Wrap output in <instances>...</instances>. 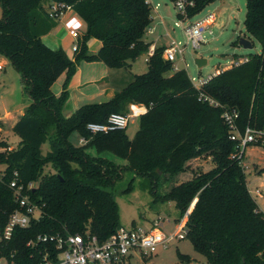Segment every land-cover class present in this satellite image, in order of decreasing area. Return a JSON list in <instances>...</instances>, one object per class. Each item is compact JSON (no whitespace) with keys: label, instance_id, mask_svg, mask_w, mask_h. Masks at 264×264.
I'll list each match as a JSON object with an SVG mask.
<instances>
[{"label":"trees","instance_id":"16d2710c","mask_svg":"<svg viewBox=\"0 0 264 264\" xmlns=\"http://www.w3.org/2000/svg\"><path fill=\"white\" fill-rule=\"evenodd\" d=\"M214 1L196 0L189 17ZM54 2L71 6L86 24L73 58L43 41L58 24L49 15ZM0 6V55L21 74L31 98L12 128L20 138L18 145L11 148L8 141H0V224L6 226L11 213L20 209L9 187L15 171L25 193L42 207L38 219L15 228L0 243V258L8 264H41L46 249L54 251L52 242L38 239L44 234L107 240L121 226L115 188L130 171L146 178L144 187L156 201L174 202L178 221L191 208L186 237L209 264H264V211L249 189L245 167L233 157L238 143L231 140L222 116L225 110L237 111L242 132L247 127L264 129V0H246L244 19L246 31L261 44L260 53L219 70L198 88L185 68L175 69L163 57L164 46H157L146 72L136 74L109 100L83 104L70 116L63 110L70 80L82 61L131 68L147 53L152 44L146 39L154 20L152 5L147 0H0ZM91 38L102 42L97 52L89 50ZM64 73L63 90L56 95L52 85ZM134 102L145 104L148 112L140 117L133 137L127 128L98 133L88 129L89 123H105L113 113H127ZM75 132L85 141L73 143L70 137ZM46 141L50 150L43 154ZM255 145L264 150L263 144ZM201 156L210 157L214 167L159 192V186ZM31 182L34 187L28 189ZM133 182L124 192L133 189ZM179 257L190 260L182 253Z\"/></svg>","mask_w":264,"mask_h":264},{"label":"rangeland","instance_id":"374dc122","mask_svg":"<svg viewBox=\"0 0 264 264\" xmlns=\"http://www.w3.org/2000/svg\"><path fill=\"white\" fill-rule=\"evenodd\" d=\"M149 1L154 6L160 4L157 10H153L154 20L152 26L156 27V31L150 39L158 38L157 43L161 46H168L171 39L181 41L186 45L187 38L183 26L198 20L210 12L216 13V21L212 27L214 34L205 33L206 42L202 44L200 49L195 50L191 45H188L183 55L185 61H182L181 56L178 55L174 62V67L185 68L191 78H196V82L216 74L222 68L232 66L234 62H230L231 56H233L232 59L234 61H237L234 57L235 55H238L236 57L241 59L251 54L260 53L262 50L261 44L250 36L244 26L246 0H216L207 5L205 9L194 17L185 20L183 26L176 25L179 17L173 0ZM1 17L2 8L0 6ZM80 26L78 25L77 28H80ZM241 38L249 39L254 43L253 47L244 48L239 44ZM236 41L237 43H235ZM196 58L207 59V64L203 67H198L195 62ZM132 64L131 68H111L113 72L111 75H107L106 78L110 82L115 80L117 81L115 83H121V86H124L123 84L126 85L128 82L130 83L136 74H142L147 71L146 54L144 53L139 56ZM30 102L31 98L24 90L21 74L14 68L11 62H7L6 67L0 70V114L5 117V120L0 119V141H8L11 148L16 147L20 140L19 136L13 131L11 124L25 111V107ZM139 125L140 118H136L130 122L126 129L130 137L134 136L139 129ZM70 140L75 144H80L79 134L77 132L73 133ZM258 147L254 151H248V155L250 156H247L246 149L243 161L246 165L245 169L250 189L253 191V196L259 207L264 210V181H262V177H258L260 173L264 172V168H261L264 165V150L263 147ZM41 149L42 153L46 154L50 150L49 141H46ZM89 152L94 155L97 154L95 149H90ZM103 155L119 164H126L124 159L111 153ZM213 167L214 163L208 156L191 159L188 162L186 171L176 176L170 182L159 186V192L165 193L173 184L190 178L196 171L210 170ZM132 179L134 180L133 189L129 192H124V189L129 186ZM145 182L146 178L134 175L130 171H125L122 178L118 180L115 193L119 205L121 225L128 228L134 226L150 228L154 220L161 217L170 220V222L164 223V231L166 233L174 232L180 221H178L179 211L175 207L174 202L156 201L150 190L144 187ZM257 189L261 190L263 197L256 195L255 191ZM179 253L188 255L190 260H181ZM130 264H209V262L204 255L195 250L192 241L185 237L181 240L172 241L168 244V247L159 249L156 254L143 260L133 257L130 260Z\"/></svg>","mask_w":264,"mask_h":264},{"label":"built area","instance_id":"2783aa9c","mask_svg":"<svg viewBox=\"0 0 264 264\" xmlns=\"http://www.w3.org/2000/svg\"><path fill=\"white\" fill-rule=\"evenodd\" d=\"M174 6L178 11L179 21L177 26H183L185 20L189 19L188 11L195 6L196 0H173ZM153 10H157L160 4L153 5L147 0ZM72 9L71 6L64 3L54 2L49 7V15L55 19H60L62 15ZM215 21V13L210 12L207 15L199 18L188 25L183 26L184 33L187 38V43L184 45L181 41L171 39L168 46L164 47L163 57L171 62H175L178 55L184 60V52L188 45H191L195 50L201 48L206 42L205 33L214 34L212 29ZM154 32V27L151 25L147 30V35ZM79 31L75 28L70 29V35L76 39L79 36ZM78 49L77 41L73 44V51ZM156 46L151 44L147 53L146 61L154 55ZM247 60V57L237 61L231 59L230 62L239 64ZM187 66V63L185 62ZM4 69V65L0 63V70ZM177 69V67H175ZM217 74V73H216ZM212 75L208 78L200 79L196 82V78H191L194 85L200 88L205 84ZM210 103L219 105L214 100ZM148 112V107L141 103H131L127 113H113L105 123L92 122L88 124V129L92 133L109 132L115 129L127 128L132 120L140 118ZM230 127V138L237 141V151L233 155L244 164V156L247 147L261 143L264 145V129H256L247 127L242 132L237 125L239 113L233 110H225L222 115ZM84 142V139H81ZM18 172L15 171L14 178L9 183V187L13 190L15 199L19 203L20 209L11 213L8 223L2 227L0 224V243L11 237L12 232L17 227H28L32 220L38 219L42 215V207L33 201L30 195L25 193V186L18 183ZM1 178V177H0ZM34 187L31 182L27 185L30 189ZM262 196L261 192L257 193ZM191 208L187 210L183 218L179 221L176 229L172 233L164 231V223L170 222L168 218H157L150 228L134 226L131 228L120 226L107 240L100 242L97 236L81 235V234H44L38 237L43 242H52L54 251L46 249L41 264H127L133 257H138L141 260L153 256L161 248L168 247V244L174 240L184 239L187 235L186 221L190 214ZM0 264H8L6 259L0 258Z\"/></svg>","mask_w":264,"mask_h":264},{"label":"crops","instance_id":"0c3cea01","mask_svg":"<svg viewBox=\"0 0 264 264\" xmlns=\"http://www.w3.org/2000/svg\"><path fill=\"white\" fill-rule=\"evenodd\" d=\"M215 21H216V13H215ZM160 23H162V21H160ZM78 25H81L80 28H77ZM153 27H154V32L148 34L146 36V39L149 42L152 41V43H154L156 47L161 46L158 45L157 43L158 38L150 39V37H153L156 31V27L155 26ZM72 28L77 29L81 34L85 30L86 24L73 9H70L67 10L58 20L57 26L54 27L48 34L43 36V41L53 49L62 48L70 58H73L74 56V52L72 51L73 44L77 41V39L70 35V29ZM88 46L91 52H97L101 48L102 42L96 38H91L88 41ZM230 58L232 59L233 56H231ZM7 62L10 61L7 58L0 55V63L4 65V68L6 67ZM177 69H181V67H177ZM112 72L113 69L109 68L102 61H90V62L82 61L77 66V70L70 80L69 98L63 110L64 115L70 116L83 104L103 102L109 100L115 94L116 91L121 90L129 83L128 82L126 85L123 84L124 86H121L122 84L118 82V84L120 85L119 86L117 83H115L117 82L115 80H112V82H110L106 78V76L111 75ZM65 78H66V74L64 73L52 85V91L56 95H59L62 92ZM23 114L24 111L18 118H16V120H14V122L11 124L12 128ZM0 119L5 120V117L1 116L0 114ZM81 142L82 141L80 139V143ZM257 148L259 147L254 145L250 146L247 149V156H250L248 155L249 150L254 151ZM261 168H264V165L261 166ZM263 176H264V172L260 173L258 177L259 178L262 177L261 179H263L262 181H264ZM250 191L253 194V191L251 189ZM258 192H261V190L257 189L255 191L256 195ZM260 197H263V194Z\"/></svg>","mask_w":264,"mask_h":264},{"label":"water","instance_id":"95a60500","mask_svg":"<svg viewBox=\"0 0 264 264\" xmlns=\"http://www.w3.org/2000/svg\"><path fill=\"white\" fill-rule=\"evenodd\" d=\"M239 44L242 45L244 48H251L253 47V43L247 39V38H241L239 41ZM196 64L198 67H203L204 65L207 64V59L204 58H196L195 59Z\"/></svg>","mask_w":264,"mask_h":264}]
</instances>
